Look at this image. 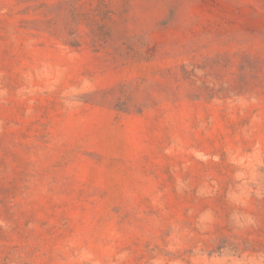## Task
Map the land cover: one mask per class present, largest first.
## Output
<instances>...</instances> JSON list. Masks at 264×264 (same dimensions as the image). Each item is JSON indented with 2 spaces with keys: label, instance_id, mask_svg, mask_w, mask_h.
Masks as SVG:
<instances>
[{
  "label": "rangeland",
  "instance_id": "1",
  "mask_svg": "<svg viewBox=\"0 0 264 264\" xmlns=\"http://www.w3.org/2000/svg\"><path fill=\"white\" fill-rule=\"evenodd\" d=\"M0 264H264V0H0Z\"/></svg>",
  "mask_w": 264,
  "mask_h": 264
}]
</instances>
